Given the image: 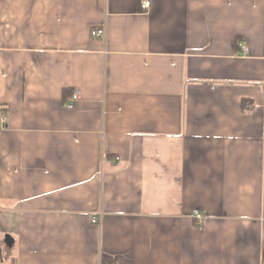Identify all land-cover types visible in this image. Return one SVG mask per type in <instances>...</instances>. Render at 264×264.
Segmentation results:
<instances>
[{
	"label": "crops",
	"instance_id": "obj_1",
	"mask_svg": "<svg viewBox=\"0 0 264 264\" xmlns=\"http://www.w3.org/2000/svg\"><path fill=\"white\" fill-rule=\"evenodd\" d=\"M142 1L0 0V264H264V0Z\"/></svg>",
	"mask_w": 264,
	"mask_h": 264
},
{
	"label": "built area",
	"instance_id": "obj_2",
	"mask_svg": "<svg viewBox=\"0 0 264 264\" xmlns=\"http://www.w3.org/2000/svg\"><path fill=\"white\" fill-rule=\"evenodd\" d=\"M150 6H151V2L149 0H144V1H142L141 9L143 11H147L150 8ZM104 35H105V31L104 30H94V31H92V36L95 37V38L103 37ZM241 49L244 52H248L247 48L245 46H243V45L241 46ZM79 98H80V92L79 91H75L73 93V95L70 97L68 107L72 108L74 102L79 100ZM0 117H3V114L1 112H0ZM195 215L198 216V213L195 212ZM92 223L93 224H99V220L98 219H93ZM102 264H108V263H103L102 262Z\"/></svg>",
	"mask_w": 264,
	"mask_h": 264
},
{
	"label": "rangeland",
	"instance_id": "obj_3",
	"mask_svg": "<svg viewBox=\"0 0 264 264\" xmlns=\"http://www.w3.org/2000/svg\"><path fill=\"white\" fill-rule=\"evenodd\" d=\"M0 245H1L0 247L3 249V252H2L3 255L1 256V258H4L6 255V242H5L4 237H2V241L0 242Z\"/></svg>",
	"mask_w": 264,
	"mask_h": 264
},
{
	"label": "trees",
	"instance_id": "obj_4",
	"mask_svg": "<svg viewBox=\"0 0 264 264\" xmlns=\"http://www.w3.org/2000/svg\"><path fill=\"white\" fill-rule=\"evenodd\" d=\"M64 98H65V100H67L68 97L65 96Z\"/></svg>",
	"mask_w": 264,
	"mask_h": 264
}]
</instances>
